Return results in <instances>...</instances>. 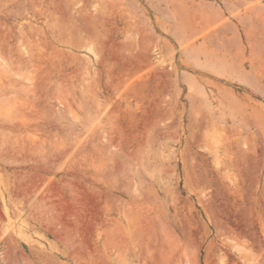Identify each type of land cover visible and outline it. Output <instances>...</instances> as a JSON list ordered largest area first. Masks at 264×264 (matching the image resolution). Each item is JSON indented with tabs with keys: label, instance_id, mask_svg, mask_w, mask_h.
Wrapping results in <instances>:
<instances>
[{
	"label": "rangeland",
	"instance_id": "rangeland-1",
	"mask_svg": "<svg viewBox=\"0 0 264 264\" xmlns=\"http://www.w3.org/2000/svg\"><path fill=\"white\" fill-rule=\"evenodd\" d=\"M0 264H264V0H0Z\"/></svg>",
	"mask_w": 264,
	"mask_h": 264
}]
</instances>
